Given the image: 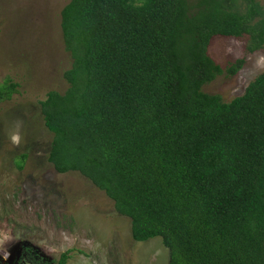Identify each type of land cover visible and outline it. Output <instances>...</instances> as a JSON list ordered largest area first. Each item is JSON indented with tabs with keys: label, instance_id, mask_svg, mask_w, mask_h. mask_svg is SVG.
Returning <instances> with one entry per match:
<instances>
[{
	"label": "trees",
	"instance_id": "16d2710c",
	"mask_svg": "<svg viewBox=\"0 0 264 264\" xmlns=\"http://www.w3.org/2000/svg\"><path fill=\"white\" fill-rule=\"evenodd\" d=\"M60 30L68 86L40 102L53 170L104 192L132 240L159 238L168 264H264V71L230 102L201 90L245 64H216L214 37L263 49L260 3L69 0ZM16 87L0 83V102Z\"/></svg>",
	"mask_w": 264,
	"mask_h": 264
},
{
	"label": "rangeland",
	"instance_id": "374dc122",
	"mask_svg": "<svg viewBox=\"0 0 264 264\" xmlns=\"http://www.w3.org/2000/svg\"><path fill=\"white\" fill-rule=\"evenodd\" d=\"M68 1L0 0V83L17 84L11 99L0 102V264L35 258L56 264L67 251V264H168L159 238L133 241L130 219L115 211L104 192L78 173L57 174L47 161L52 134L40 102L68 86L63 73L71 59L60 30ZM257 1L264 9V0ZM246 41L211 40L207 54L220 67L243 57L245 64L235 76H217L202 92L230 102L264 71V47L246 54ZM14 132L18 144L10 140ZM22 154L26 159L18 170Z\"/></svg>",
	"mask_w": 264,
	"mask_h": 264
},
{
	"label": "clouds",
	"instance_id": "9594fccd",
	"mask_svg": "<svg viewBox=\"0 0 264 264\" xmlns=\"http://www.w3.org/2000/svg\"><path fill=\"white\" fill-rule=\"evenodd\" d=\"M10 140L13 144H18L20 142V135L18 132H14L10 135Z\"/></svg>",
	"mask_w": 264,
	"mask_h": 264
},
{
	"label": "flooded vegetation",
	"instance_id": "af4514ba",
	"mask_svg": "<svg viewBox=\"0 0 264 264\" xmlns=\"http://www.w3.org/2000/svg\"><path fill=\"white\" fill-rule=\"evenodd\" d=\"M27 263L28 264H44L42 261L41 262H38L37 261V258L33 259L32 261L27 260ZM16 264H18V263H16ZM19 264H22V263L20 262Z\"/></svg>",
	"mask_w": 264,
	"mask_h": 264
}]
</instances>
